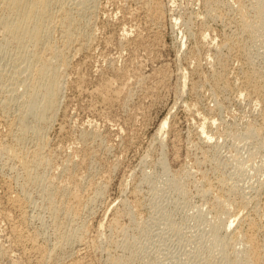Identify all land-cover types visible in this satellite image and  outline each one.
<instances>
[{
  "label": "rangeland",
  "instance_id": "rangeland-1",
  "mask_svg": "<svg viewBox=\"0 0 264 264\" xmlns=\"http://www.w3.org/2000/svg\"><path fill=\"white\" fill-rule=\"evenodd\" d=\"M256 2H88L85 21L96 31L94 40L85 55L73 59L74 68L67 76L62 75L65 85L61 84L57 113L44 132L45 141L60 159L72 151H77V160L81 154H91L75 173L86 205L68 216L60 212L54 219L39 184L28 185L29 191L20 190L21 173L0 157V264L69 262L77 244L83 249L80 264H109L114 259L123 264H206L209 259L213 264H230L229 257L219 255V244L212 235L215 214L223 209L218 220L233 219L230 208L244 200L248 207L242 214L250 213L257 242L264 244V149L258 131L264 124V104L257 100L254 105L253 97L239 94L244 77L257 78L256 83L264 79V24L257 26ZM10 52L1 56V69L14 66ZM105 86L112 90L111 96L101 102L96 91ZM163 121L162 136L157 137ZM250 127L256 131H249ZM3 128L0 123V140L4 141L8 136ZM44 173L47 179L53 171L47 167ZM65 177L58 180L69 181ZM100 183H105L100 199H86ZM206 186L214 188L213 193L202 196L200 191ZM218 194L231 202L224 206L226 210L216 206ZM61 201L57 196L56 202ZM239 223H233L227 238L249 227L247 222ZM62 236H73L65 243L71 252L64 251L54 263L44 253ZM241 250L237 246L235 251ZM261 253L259 264H264V247Z\"/></svg>",
  "mask_w": 264,
  "mask_h": 264
},
{
  "label": "bare ground",
  "instance_id": "bare-ground-1",
  "mask_svg": "<svg viewBox=\"0 0 264 264\" xmlns=\"http://www.w3.org/2000/svg\"><path fill=\"white\" fill-rule=\"evenodd\" d=\"M66 1V0H65ZM69 1V3H68ZM67 3L63 0H0V58L1 56H8L9 52L12 54L10 59L14 64L8 69L0 68V123L6 129V139L0 140V157L16 166L21 173L20 190L24 192L28 185L39 184L40 190L47 202L49 211L54 217L58 216L60 212L70 214L78 206L85 204L84 190L81 188L79 179L75 178L77 166H82L84 159L90 157L88 154H81L77 160V151H72L64 158H58V154L49 147L45 141L44 132L47 125L51 123L55 116L57 103L61 94V84L64 75L74 68L72 62L77 56L83 55L91 47V41L94 40L93 29L91 23L85 21V11L88 8V2L93 0H68ZM144 4L145 0H139ZM212 2V1H211ZM150 3V2H149ZM148 3V4H149ZM214 3V2H213ZM211 4V3H210ZM96 5V4H95ZM257 26L264 24V0H257ZM94 6V5H93ZM95 8V7H94ZM93 9V8H92ZM111 9V8H110ZM142 9V8H141ZM148 9V8H147ZM89 10V9H88ZM215 10V9H214ZM97 11V10H96ZM124 11V10H123ZM210 12V11H209ZM92 13V12H91ZM96 13V12H95ZM115 13V12H114ZM118 13V11H117ZM97 14V13H96ZM109 14V13H108ZM208 14V13H207ZM88 15V14H87ZM119 15V14H118ZM146 15V14H145ZM108 16V15H107ZM117 16V14H116ZM208 16V15H207ZM147 17V16H146ZM149 18V17H148ZM150 21V20H149ZM92 22V21H91ZM95 23V22H94ZM93 23V24H94ZM160 23V22H159ZM101 24V23H100ZM150 25V24H149ZM99 27V26H98ZM118 27V26H117ZM126 27V26H125ZM129 27V26H128ZM158 27V26H157ZM94 28V27H93ZM125 29V28H124ZM96 33V31H94ZM107 35V34H106ZM110 36V35H109ZM203 36V35H202ZM204 38V37H203ZM121 40V39H120ZM125 40V39H124ZM123 40V41H124ZM128 40V39H127ZM122 41V42H123ZM129 41V40H128ZM127 41V42H128ZM131 41V40H130ZM203 41V40H202ZM112 42V40L110 41ZM120 42V41H119ZM201 43V42H200ZM214 43V42H213ZM225 43V42H224ZM120 44V43H119ZM116 45V44H115ZM203 45V44H201ZM107 46V44H106ZM222 46V45H221ZM224 46V45H223ZM231 46V45H230ZM133 48V47H132ZM218 48V47H217ZM219 50V49H218ZM9 51V52H7ZM8 54H7V53ZM122 52V51H121ZM135 52V51H134ZM85 55V54H84ZM88 55V54H87ZM194 55V54H193ZM10 56V55H9ZM81 57V56H80ZM127 57V56H126ZM132 58V57H131ZM108 59V58H106ZM1 60V59H0ZM87 60V59H86ZM79 61V60H78ZM85 61V60H84ZM124 61V60H123ZM107 62V61H106ZM79 63V62H77ZM81 63V61H80ZM79 63V64H80ZM11 64V66L13 65ZM96 64V63H95ZM104 64V63H103ZM81 65V64H80ZM112 65V64H111ZM102 66V65H101ZM4 67V66H3ZM7 67V66H6ZM5 68V67H4ZM81 68V67H80ZM80 68L78 70H80ZM109 68V67H108ZM111 68V66H110ZM90 69V68H89ZM93 69V68H92ZM98 70V69H97ZM238 70V69H237ZM101 71V70H100ZM241 72V71H240ZM250 72V71H249ZM239 73V72H238ZM246 73V72H245ZM244 74V76H246ZM95 74V73H94ZM149 74V73H148ZM212 74V73H211ZM216 74V73H215ZM229 74V73H228ZM252 74V73H250ZM254 74V73H253ZM107 76V75H106ZM248 76V74H247ZM246 76V77H247ZM253 76V75H252ZM251 76V77H252ZM256 76V75H255ZM80 77V76H78ZM84 77V76H83ZM103 77V76H102ZM145 77V76H144ZM163 77V76H162ZM182 77V76H181ZM210 77V76H209ZM263 77V76H262ZM101 78V77H100ZM219 78V77H218ZM224 78V77H223ZM228 78V77H227ZM226 78V80H227ZM253 78V77H252ZM71 79V77H70ZM80 79V78H79ZM82 79V77H81ZM107 79V78H106ZM110 79V78H109ZM139 79V78H138ZM137 79V80H138ZM141 79V78H140ZM144 79V78H143ZM214 79V78H213ZM234 79V78H233ZM257 80V78H255ZM254 79V81H255ZM78 78H76V81ZM102 80V79H101ZM115 80V79H114ZM131 80V79H130ZM162 80V79H160ZM225 80V81H226ZM231 80V79H230ZM260 80V79H259ZM67 81V80H66ZM158 81V80H157ZM250 79H242V89H239V94H247V98L253 97V104L257 100H261L264 104V79L256 83ZM120 82V81H119ZM130 82V81H129ZM140 82V81H136ZM152 82V81H151ZM224 82V81H223ZM65 83V82H64ZM63 83V84H64ZM78 83V82H77ZM91 83V82H89ZM111 83V82H108ZM228 83V82H227ZM62 84V86H63ZM81 84V83H79ZM100 84V83H99ZM104 84V83H103ZM113 84V83H112ZM111 84V86H112ZM136 84V83H135ZM140 84V83H139ZM153 84V83H152ZM158 84V83H157ZM225 84V83H223ZM237 84V83H236ZM65 85V84H64ZM82 85V84H81ZM80 85V86H81ZM93 85V84H92ZM108 86V84H106ZM110 85V84H109ZM164 85V84H163ZM79 86V87H80ZM91 86V85H90ZM99 86V85H98ZM114 86V85H113ZM120 86V85H119ZM118 86V87H119ZM135 86V85H134ZM165 86V85H164ZM236 86V85H235ZM241 86V85H240ZM65 87V86H64ZM106 87V86H105ZM99 89V98L101 102L108 100L110 89L106 87ZM221 87V86H220ZM224 87V86H223ZM239 87V86H238ZM73 88V87H72ZM110 88V87H109ZM115 88V87H114ZM138 88V86H137ZM222 88V87H221ZM229 88V87H228ZM92 89V88H91ZM94 89V88H93ZM135 89V88H134ZM227 89V88H226ZM238 89V88H237ZM144 90V89H143ZM212 90V89H211ZM64 91V90H63ZM66 91V90H65ZM145 91V90H144ZM159 91V90H158ZM116 92V90H115ZM137 92V91H136ZM216 92V91H215ZM232 92V91H231ZM236 92V91H235ZM238 92V91H237ZM160 93V92H159ZM116 94V93H115ZM114 94V95H115ZM129 94V93H128ZM158 94V93H157ZM221 94V93H220ZM238 94V93H237ZM97 95V94H96ZM118 94H116L117 96ZM135 95V94H134ZM212 95V94H211ZM219 95V93H218ZM227 95V94H226ZM235 95V94H234ZM243 95V94H242ZM246 95V96H247ZM63 96V95H62ZM93 96V95H92ZM98 96V95H97ZM111 96V95H110ZM233 96V95H232ZM65 97V96H64ZM63 97V98H64ZM130 97V96H129ZM244 97V96H243ZM67 98V97H65ZM90 98V97H89ZM154 98V97H153ZM233 98V97H232ZM91 99V98H90ZM115 99V98H114ZM113 99V100H114ZM131 99V98H130ZM217 99V98H216ZM220 99V98H219ZM98 100V99H97ZM246 100V99H245ZM250 100V99H249ZM146 101V100H145ZM223 101V100H222ZM228 101V100H227ZM230 101V100H229ZM239 101V100H238ZM252 101V100H251ZM62 102V101H61ZM60 102V103H61ZM91 102V101H90ZM105 102V101H104ZM108 103V102H107ZM159 103V102H158ZM161 103V102H160ZM222 103V102H221ZM240 103V102H239ZM247 103V102H246ZM98 104V103H97ZM114 104V103H113ZM154 104V103H153ZM156 104V103H155ZM248 104V103H247ZM252 104V105H253ZM99 105V104H98ZM107 105V104H106ZM192 105V104H191ZM224 105V104H223ZM255 105V104H254ZM89 106V105H87ZM94 106V105H93ZM116 106V105H115ZM188 106V105H187ZM106 107V106H105ZM164 107V106H163ZM195 107V106H193ZM220 107V106H219ZM254 107V106H253ZM256 107V106H255ZM62 108V107H61ZM64 108V107H63ZM90 108V107H89ZM104 108V107H103ZM108 108V107H107ZM106 108V109H107ZM113 108V107H112ZM192 108V107H191ZM152 109V107H151ZM64 110V109H63ZM102 110V108H100ZM104 110V109H103ZM211 110V109H210ZM262 110V109H261ZM75 111V110H74ZM200 111V110H199ZM203 111V110H202ZM56 112V113H55ZM66 112V111H64ZM102 112V111H101ZM116 112V111H115ZM196 112V111H195ZM262 112V111H261ZM69 113V112H68ZM96 113V112H95ZM191 113V112H190ZM202 113V112H201ZM93 114V113H92ZM103 114V112H102ZM90 115V114H89ZM94 115V114H93ZM107 115V114H105ZM103 115L102 117H104ZM115 115V114H114ZM199 115V114H198ZM72 116V115H71ZM200 117V116H199ZM63 118V117H62ZM61 118V119H62ZM76 118V117H75ZM106 118V117H105ZM117 118V117H116ZM204 118V117H203ZM264 118V117H263ZM70 119V118H69ZM108 119V118H107ZM129 119V118H128ZM74 120V119H73ZM77 120V119H76ZM204 120V119H203ZM262 120V119H261ZM165 121V120H164ZM161 122L156 131V135L161 134L165 122ZM205 121V120H204ZM215 121V120H214ZM254 121V120H253ZM260 121V119H259ZM53 122V121H52ZM93 122V121H92ZM210 120L208 121V123ZM95 123V122H94ZM97 123V122H96ZM123 123V122H122ZM134 123V121H133ZM75 124V123H74ZM103 124V123H102ZM107 124V123H106ZM113 124V123H112ZM147 124V123H146ZM88 125V124H87ZM201 125V124H200ZM209 125V124H208ZM262 125V124H261ZM91 126V125H90ZM121 126V125H120ZM125 126V125H124ZM123 126V127H124ZM207 126V125H205ZM213 126V125H212ZM60 127V125H59ZM113 127V126H112ZM131 127V126H130ZM146 127V126H145ZM144 127V128H145ZM199 127V126H198ZM209 127V126H208ZM49 128V127H48ZM55 128V127H54ZM92 128V127H91ZM107 128V127H106ZM141 128V127H140ZM259 134L263 136L260 141L261 147L264 149V124L259 126ZM80 129V128H79ZM78 129V130H79ZM90 130V129H88ZM106 130V129H105ZM122 130V129H121ZM3 131V130H2ZM87 131V130H86ZM100 131V130H99ZM249 131L255 132V128L250 127ZM74 132V131H73ZM116 132V131H115ZM155 132V131H154ZM203 132V131H202ZM1 133V132H0ZM3 133V132H2ZM82 133V132H80ZM111 133V132H110ZM47 134V133H46ZM89 134V133H88ZM99 134V133H98ZM113 134V133H112ZM205 134V133H204ZM79 135V134H78ZM93 135V133H92ZM100 135V134H99ZM109 135V134H108ZM155 135V136H156ZM199 135V134H198ZM12 136V138H11ZM90 136V135H89ZM143 136V135H142ZM141 136V137H142ZM162 136V134H161ZM207 136V135H206ZM258 136V134H257ZM3 137V136H2ZM4 137V139H5ZM105 137V136H104ZM108 137V136H107ZM122 137V136H121ZM53 138V137H52ZM50 138V139H52ZM61 138V137H60ZM84 138V137H82ZM87 138V137H86ZM152 138V137H151ZM200 138V137H199ZM91 139V138H90ZM101 139V136H100ZM117 139V138H116ZM155 139V138H154ZM158 139V138H157ZM103 140V139H102ZM30 145L25 147V143L30 142ZM159 141V140H158ZM205 141V140H204ZM82 142V141H81ZM118 142V141H117ZM151 142V141H150ZM174 142V141H173ZM200 142V139H199ZM63 143V142H62ZM110 143V142H109ZM206 143V142H205ZM58 144V143H57ZM81 144V143H80ZM161 144V142H160ZM203 144V143H202ZM109 145V144H108ZM124 145V144H123ZM174 145V144H173ZM172 145V147H173ZM65 146V145H63ZM68 146V145H67ZM110 146V145H109ZM55 147V146H54ZM70 147V145H69ZM71 148V147H70ZM69 148V149H70ZM63 149V148H62ZM57 150V149H56ZM174 151V149H173ZM93 152V151H92ZM177 152V151H176ZM109 153V152H108ZM174 153V152H173ZM178 153V152H177ZM60 154V153H59ZM65 155V154H64ZM93 158V157H92ZM2 159V162H3ZM58 159V160H57ZM90 159V158H88ZM4 160V161H5ZM100 160V159H99ZM203 160V159H202ZM87 161V160H86ZM206 161V160H205ZM89 162V161H88ZM7 163V162H6ZM117 163V162H116ZM115 164V162H114ZM8 165V164H7ZM6 166V165H5ZM4 166V167H5ZM92 166V165H91ZM113 166V165H112ZM116 166V165H115ZM2 167V166H0ZM9 167V166H8ZM11 167V165H10ZM9 167V168H10ZM49 167L53 173L50 178L46 179L44 170ZM102 167V166H101ZM12 168V167H11ZM10 168V169H11ZM15 168V169H16ZM116 168V167H115ZM6 169V168H5ZM14 169V168H13ZM14 169V170H15ZM90 169V168H89ZM96 169V168H95ZM12 170V169H11ZM12 170V171H14ZM95 171V170H94ZM8 172V171H7ZM88 172V171H87ZM106 172V171H105ZM5 173V172H4ZM94 174V173H93ZM7 175V174H6ZM19 175V176H20ZM86 175V174H85ZM3 176V175H1ZM5 176V175H4ZM12 176V175H11ZM65 177L69 181L58 180V177ZM7 177V176H6ZM17 177V176H16ZM49 177V173L48 176ZM84 177V176H82ZM86 177V176H85ZM89 177V176H88ZM64 178V179H65ZM80 178V177H79ZM102 176L101 179H103ZM16 179V178H15ZM19 179V178H18ZM91 179V178H90ZM93 179V178H92ZM81 180V179H80ZM87 181V180H86ZM99 181V179H98ZM7 182V181H6ZM16 182V181H15ZM18 182V181H17ZM90 182V181H89ZM216 182V181H215ZM19 183V182H18ZM202 183V182H201ZM200 183V184H201ZM5 185V183L3 182ZM86 184V183H85ZM105 183H100L91 189V196L86 199L99 198L103 194L102 187ZM215 184V183H214ZM94 185V184H93ZM205 185V184H204ZM211 185V184H210ZM11 186V185H10ZM83 186V185H82ZM18 187V186H17ZM90 187V185H89ZM92 187V186H91ZM107 187V185H106ZM124 187V186H123ZM32 188V187H31ZM87 188V187H86ZM104 188V187H103ZM17 189V188H16ZM106 189V188H105ZM214 189V188H213ZM210 186L202 189L201 195H210L213 193ZM28 190V189H27ZM26 190V191H27ZM29 191V190H28ZM106 191V190H105ZM119 191V190H118ZM219 191V190H218ZM17 192V191H16ZM199 192V193H200ZM220 192V191H219ZM224 194V193H222ZM6 195V194H5ZM26 195V194H25ZM39 195V194H38ZM199 195V196H201ZM208 195V196H209ZM216 195V194H215ZM214 195V196H215ZM20 196V195H19ZM40 196V195H39ZM60 196L62 201L56 202V197ZM229 196V195H228ZM11 197V196H10ZM29 197V196H28ZM86 197V196H85ZM101 197V196H100ZM218 194L215 196L214 202L216 206H224L231 204L228 199ZM255 197V196H254ZM252 197V198H254ZM9 198V197H8ZM208 198V197H206ZM205 198V199H206ZM212 198V197H211ZM228 198V197H227ZM246 198V197H244ZM91 199V201H92ZM100 199V198H99ZM59 200V199H58ZM61 200V199H60ZM210 200V199H209ZM231 200V199H230ZM14 202L16 199L13 200ZM90 201V202H91ZM103 201V200H102ZM233 201V200H232ZM243 201V200H241ZM240 201V202H241ZM10 202V201H9ZM12 202V201H11ZM25 202V201H24ZM89 202V201H88ZM89 202V203H90ZM234 202V201H233ZM232 202V203H233ZM17 203V201H16ZM88 203V204H89ZM95 203V200L94 202ZM209 203V202H208ZM211 203V201H210ZM235 203V202H234ZM237 203V202H236ZM235 203V204H236ZM249 203V202H248ZM253 203V202H252ZM257 203V202H256ZM5 204V203H4ZM24 204V203H23ZM99 204V203H98ZM254 204V203H253ZM7 205V204H6ZM13 205V204H12ZM28 205V204H27ZM86 205V204H85ZM124 205V204H123ZM208 205V204H207ZM233 205V204H232ZM91 206V205H90ZM96 206V205H95ZM94 206V207H95ZM228 206V207H229ZM254 206V205H253ZM88 207V206H86ZM92 207V206H91ZM238 207V209H237ZM240 207V209H239ZM248 207L244 200L240 205L238 203L230 208L229 219L220 222L218 216L220 211H216L217 224L213 229V238L219 244V255L229 257L230 264H259L262 261L261 250L264 247L258 244V239L253 231V223L249 221L248 216L242 214L243 209ZM17 208V207H15ZM47 208V209H48ZM214 208V207H213ZM252 208V207H251ZM85 209V208H84ZM90 209V208H89ZM212 209V208H211ZM229 209V208H228ZM236 209V210H235ZM257 209V208H256ZM259 209V208H258ZM20 210V209H19ZM23 210V209H22ZM21 210V211H22ZM92 210V209H91ZM217 210V209H216ZM252 210V209H251ZM250 210V211H251ZM123 211V210H122ZM248 211V210H246ZM259 211V210H258ZM20 212V211H19ZM90 213V212H89ZM94 213V212H93ZM223 213V211L221 212ZM228 213V212H227ZM257 213V210H256ZM23 214V212H22ZM26 214V213H25ZM64 214V213H63ZM62 214V215H63ZM80 214V213H79ZM219 214V215H218ZM255 214V213H254ZM259 214V213H258ZM5 215V214H4ZM3 215V216H4ZM37 215V214H36ZM75 215V214H74ZM77 215V214H76ZM81 215V214H80ZM253 215V214H252ZM8 216V215H7ZM6 216V217H7ZM68 216V215H67ZM19 217V216H18ZM35 218V216H33ZM76 217V216H75ZM83 217V216H82ZM255 217V216H254ZM5 218V217H4ZM32 218V216H31ZM87 218V217H86ZM258 218V217H257ZM6 219V218H5ZM30 219V218H29ZM53 219V220H54ZM63 219V218H62ZM68 219V218H67ZM72 219V218H71ZM75 219V218H74ZM93 219V218H92ZM228 219V218H226ZM20 220V219H19ZM73 220V219H72ZM85 220V219H84ZM117 220V219H116ZM1 221V220H0ZM29 221V220H28ZM60 221V220H58ZM68 221V220H67ZM80 221V220H79ZM237 221L240 223L247 222V229L240 228L237 232H231L232 236L227 238L230 234V229L233 223ZM242 221V222H241ZM3 222V221H2ZM30 222V221H29ZM81 222V221H80ZM83 222V221H82ZM90 222V221H89ZM113 222V221H112ZM258 222V221H257ZM52 223V222H51ZM54 223V222H53ZM239 223V224H240ZM256 223V222H255ZM22 224V223H21ZM29 224V223H28ZM82 224V223H81ZM80 224V225H81ZM101 224V222H100ZM54 225V224H53ZM61 225V224H60ZM76 225V223H75ZM246 225V223H245ZM262 225V224H261ZM264 225V224H263ZM22 226V225H21ZM114 226V225H113ZM256 226V224H255ZM259 226V225H258ZM56 227V226H55ZM58 227V226H57ZM82 227V225H81ZM80 227V228H81ZM111 227V226H110ZM235 227V225L233 226ZM240 227V226H239ZM262 227V226H261ZM25 228V227H24ZM73 228V227H72ZM77 228V227H76ZM113 228V227H112ZM259 228V227H258ZM264 228V227H263ZM9 229V228H8ZM111 229V228H110ZM26 230V229H25ZM59 230V229H58ZM67 230V229H66ZM233 230V229H232ZM70 231V230H69ZM73 231V230H72ZM75 231V230H74ZM235 231V230H234ZM35 232V231H34ZM38 232V231H37ZM68 232V231H67ZM80 232V231H79ZM78 233V232H77ZM222 233V234H221ZM83 234V233H82ZM56 235V233H55ZM60 235V234H59ZM64 235V234H62ZM78 235V234H77ZM76 235V236H77ZM99 235V234H98ZM40 236V235H39ZM63 237V236H62ZM56 240L53 247L48 249L44 257L53 259L54 263L58 256L64 251L66 252L67 240L73 236L63 237ZM99 237V236H98ZM8 238V237H7ZM29 238V237H28ZM31 238V237H30ZM34 238V237H33ZM32 238V239H33ZM38 238V237H37ZM77 238V237H76ZM81 238V237H79ZM97 238V237H96ZM17 239V238H16ZM99 239V238H98ZM104 239V238H103ZM15 240V239H14ZM18 240V239H17ZM42 240V239H41ZM72 240V239H71ZM55 241V240H54ZM73 241V240H72ZM106 241V240H105ZM70 242V241H68ZM82 242V241H81ZM85 242V241H84ZM106 243V242H105ZM74 244V243H73ZM98 244V243H97ZM10 245V243H9ZM49 245V243H48ZM81 244H77L73 252H69L71 260L61 264H80L83 258L82 250L79 248ZM11 246V245H10ZM31 246V245H30ZM73 246V245H72ZM75 246V245H74ZM111 246V244L109 245ZM108 246V247H109ZM237 246H241V251H235ZM14 247V246H13ZM36 247V246H35ZM43 247V246H42ZM69 247V246H68ZM95 247V246H94ZM34 248V246H33ZM71 248V249H72ZM90 248V247H89ZM102 248V246H101ZM111 248V247H110ZM14 249V248H13ZM32 249V247L30 248ZM3 250V249H2ZM36 250V249H35ZM39 251V248L37 247ZM69 250V249H68ZM85 250V249H84ZM109 250V249H108ZM240 250V249H239ZM41 251V250H40ZM97 251V248H96ZM102 251V250H101ZM87 253V252H86ZM108 253V252H107ZM34 254V253H33ZM90 254V253H89ZM6 255V253H5ZM13 255V254H12ZM41 255V254H40ZM106 255V254H105ZM218 256V254H215ZM37 256V255H36ZM65 256V255H64ZM90 257V256H89ZM214 257V255H213ZM212 257V258H213ZM64 258V257H63ZM41 259V257L39 258ZM67 259V258H66ZM106 259V258H105ZM220 259V258H219ZM20 261V259H18ZM30 260V259H29ZM44 260V259H43ZM49 260V259H48ZM47 260V261H48ZM40 260H38L39 263ZM42 261V260H41ZM67 261V260H66ZM13 262V261H12ZM24 262V261H23ZM31 262V261H30ZM45 262V261H44ZM84 262V261H83ZM211 259L206 260V264H213ZM28 263V262H27ZM52 263V262H50ZM91 263V262H90ZM263 263V262H262ZM32 264V263H31ZM41 264V263H40ZM42 264H47L43 263ZM84 264V263H83ZM109 264H123L120 259L109 261Z\"/></svg>",
  "mask_w": 264,
  "mask_h": 264
}]
</instances>
